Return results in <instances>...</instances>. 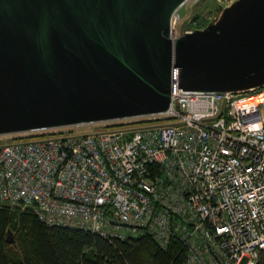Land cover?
Wrapping results in <instances>:
<instances>
[{"label":"built area","instance_id":"1","mask_svg":"<svg viewBox=\"0 0 264 264\" xmlns=\"http://www.w3.org/2000/svg\"><path fill=\"white\" fill-rule=\"evenodd\" d=\"M177 79L174 68L169 107L153 114L163 123L0 146V203L111 240L176 242L182 264H264V86L188 91Z\"/></svg>","mask_w":264,"mask_h":264},{"label":"water","instance_id":"2","mask_svg":"<svg viewBox=\"0 0 264 264\" xmlns=\"http://www.w3.org/2000/svg\"><path fill=\"white\" fill-rule=\"evenodd\" d=\"M185 1L0 0V135L162 113L174 68L183 90L264 86V0L172 39Z\"/></svg>","mask_w":264,"mask_h":264},{"label":"trees","instance_id":"3","mask_svg":"<svg viewBox=\"0 0 264 264\" xmlns=\"http://www.w3.org/2000/svg\"><path fill=\"white\" fill-rule=\"evenodd\" d=\"M8 230L15 237L11 244ZM183 258L176 242L162 249L149 235L111 240L88 229L48 225L30 206L0 203V264H182Z\"/></svg>","mask_w":264,"mask_h":264},{"label":"rangeland","instance_id":"4","mask_svg":"<svg viewBox=\"0 0 264 264\" xmlns=\"http://www.w3.org/2000/svg\"><path fill=\"white\" fill-rule=\"evenodd\" d=\"M232 0H187L186 3L177 10V19L174 24V33L176 36L182 35L185 31L191 29L188 27L195 13L198 14L197 21L193 26L203 24L207 19H211L215 14L217 6L224 7ZM159 118V120H158ZM159 116H139L121 120H110L103 122H94L80 125L48 128L28 132H18L0 135V145L11 141L21 139H32L41 136L59 135L65 133H87L99 130H105L113 127H119L125 123L130 125H140L146 123H163ZM140 121V122H139ZM136 122V123H135ZM134 123V124H133Z\"/></svg>","mask_w":264,"mask_h":264},{"label":"flooded vegetation","instance_id":"5","mask_svg":"<svg viewBox=\"0 0 264 264\" xmlns=\"http://www.w3.org/2000/svg\"><path fill=\"white\" fill-rule=\"evenodd\" d=\"M194 16L197 17L198 14L195 13ZM209 20H210V19H207V20L204 22V24H201V25H199V26L192 27L191 30L196 29V28H203V27H205L206 24L209 22Z\"/></svg>","mask_w":264,"mask_h":264},{"label":"bare ground","instance_id":"6","mask_svg":"<svg viewBox=\"0 0 264 264\" xmlns=\"http://www.w3.org/2000/svg\"><path fill=\"white\" fill-rule=\"evenodd\" d=\"M187 1V0H186ZM186 1L181 5V6H183L185 3H186Z\"/></svg>","mask_w":264,"mask_h":264}]
</instances>
